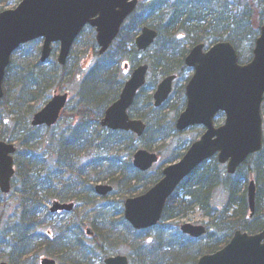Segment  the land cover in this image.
Listing matches in <instances>:
<instances>
[{"label":"trees","instance_id":"trees-1","mask_svg":"<svg viewBox=\"0 0 264 264\" xmlns=\"http://www.w3.org/2000/svg\"><path fill=\"white\" fill-rule=\"evenodd\" d=\"M10 3V0H0V11ZM237 7L229 5L228 0H151L145 7L140 3L114 44L116 54L99 60L81 80L79 109L74 115L77 121L69 123L57 136L53 135V128L32 127L31 118L54 92L58 81L66 80L67 83L72 80L69 71L71 60H74L75 75L80 77L83 64H78V60L97 54L95 32L90 27L84 29L72 49L71 60L64 67L57 63L56 47L47 64L49 68L41 64L39 40L20 49L7 70L5 97L0 105V140L16 141L18 144L17 173L12 192L18 200V209L9 222L12 228L7 233L2 232L0 237V259L9 258L12 264H30V255L44 252L57 258L60 264H96L99 258L102 261L125 245L133 264H197L202 255L216 252L228 243L237 229L250 233L264 229L263 148L260 153L251 156L234 176L229 175L215 158L203 163L169 199L162 221L152 229H133L121 215L122 202L119 204L121 209L117 207L118 211L111 213L103 205L86 203L85 198H81L87 209L86 216L92 214L86 217V223L94 226L93 238L81 232L76 222L53 227L45 235L38 232L46 219L51 217L48 210L51 200L79 199L73 194L67 196L62 191L64 187L60 189L58 185L65 183L66 170L76 172L77 162L83 157L94 153L109 154L102 159L100 168H90L101 161L97 156L79 167V177H85L88 184L102 180L119 182L127 176L124 179L132 183L128 192L136 195L141 188L146 191L159 180L158 173L146 175L134 169L129 159H123L131 156L135 142L142 139L131 133L109 132L100 126L103 110L118 97L124 84L122 59L127 57L134 61L137 58L134 40L142 25L159 31V39L146 59L151 70L154 74L160 71V76L177 73L181 77L188 70L184 58L191 46L203 41L213 44L229 40L238 48L243 40H252L253 11L239 15ZM260 26L258 23L255 28ZM28 48L35 52L26 53ZM21 51L26 60H19ZM153 84L154 81L150 86ZM140 100H143L142 93L133 107L134 112H139ZM151 100L149 96L146 108L154 109ZM182 104L181 99L172 108L178 111ZM5 111L13 116L12 121L3 113ZM151 112L135 113L148 121L150 142H145V146L150 150L154 149L155 143L177 134L175 122L166 126L162 120L155 126ZM10 122L13 129H5ZM152 125L155 126L153 129ZM175 154L173 159L182 156ZM91 172H94L93 176ZM251 179H255L257 184L254 217H250L248 202ZM70 182L78 183L68 179ZM219 186H224L227 193L223 209H219L214 202V193ZM87 189L91 191L93 187L87 185ZM4 199L5 195L0 191V203ZM197 209L212 219L208 232L199 239L183 234L179 228V222Z\"/></svg>","mask_w":264,"mask_h":264},{"label":"water","instance_id":"water-1","mask_svg":"<svg viewBox=\"0 0 264 264\" xmlns=\"http://www.w3.org/2000/svg\"><path fill=\"white\" fill-rule=\"evenodd\" d=\"M138 4V0H23L16 8L0 13V101L4 97V79L14 52L23 44L44 39L41 61L51 56L52 45L61 44L59 62L65 65L72 46L83 30L90 24L97 30V41L104 54L118 37L121 27ZM158 32L144 27L136 39L139 50H148L155 42ZM205 45L194 47L186 57V64L194 69V75L186 87L187 107L177 120L179 131L203 125L207 130L195 142L178 163L164 170L163 179L146 194L129 198L125 203V216L136 229L149 228L162 218L170 195L181 181L205 160L218 154L219 161L227 163L230 173L252 154L263 147V119L261 106L264 99V26L254 50L253 60L239 63L235 47L228 41L219 42L209 50ZM149 65L138 66L119 97L106 111L102 125L112 130L132 131L144 134L146 125L130 117L129 109L136 95L147 80ZM175 76L166 77L159 84L154 98L160 107L170 97ZM68 94L56 95L39 111L32 121L34 126L56 124L66 106ZM226 113L224 125L215 127L218 112ZM16 147L0 141V188L4 193L11 190L15 174ZM158 161V156L147 150L135 155V166L147 171ZM96 191L107 195L112 191L108 185H99ZM255 181L249 186V203L252 215L256 207ZM73 204L54 202L52 211L72 210ZM185 233L199 237L205 232L203 226L185 224ZM91 234L92 231L89 229ZM106 264H129L128 257L117 255L106 259ZM0 264H8L2 262ZM42 264H56L44 258ZM198 264H264V230L258 234L237 231L232 240L221 250L203 256Z\"/></svg>","mask_w":264,"mask_h":264},{"label":"rangeland","instance_id":"rangeland-1","mask_svg":"<svg viewBox=\"0 0 264 264\" xmlns=\"http://www.w3.org/2000/svg\"><path fill=\"white\" fill-rule=\"evenodd\" d=\"M12 3L10 5V8L15 7L16 4L19 2V0H11ZM151 0H140V3H143V6L145 7L146 4H148ZM263 0H244L243 2L238 3L235 0H228V4L229 5H238L237 9H238V13L239 15H245V13L247 12H252V14L254 15V28L256 27V25L259 23V21L264 20V6L262 7ZM221 2V1H220ZM262 7V8H261ZM223 26V25H222ZM256 29V28H255ZM253 48V42L250 39H245L242 41L241 45L238 47L239 50V55L241 57H243V59H248L251 56V51ZM60 49V48H59ZM59 49L56 50L57 55L59 54ZM29 51H32V54L35 52L34 50H32L31 48L26 49V53H28ZM116 54L115 48L112 50V53L110 55V57H113ZM56 55V56H57ZM148 55V53H147ZM137 57V58H136ZM136 61L135 64L137 62H142L144 61V58H146V54L144 53H140V54H136ZM18 58L19 60H26L27 57L26 55L21 51L18 54ZM77 60V59H75ZM132 60V59H131ZM96 61H97V57H93L92 59H86V60H78V64L82 65L84 67H87L85 70L82 68V73L79 75H75V70L73 67V63L74 60L70 62V67H69V71L72 73L71 76V81H67V83L64 80H60L55 84V88L54 91L59 92V93H63V92H69L70 97H71V102H70V109L68 108V112L65 114V116L61 119V121L59 122V124L53 129V135L57 136L62 130L63 128H65L68 125L69 122V116L73 115V121L76 122L77 119L74 118V115L77 114L78 111V106H79V91H80V82L83 78H85V76L89 73L90 70L93 69V67L96 65ZM20 63V61H19ZM45 68H49V66L46 64ZM131 68H129L128 70H123L122 69V75L123 78L127 79L130 75V71ZM160 71H157L155 74L153 71H151V73L149 74V83H148V87L146 88L143 92V104L140 103L138 109H142L144 111V113L152 111L151 112V116L153 117L154 120V125L158 126L159 123H162V120L164 122H166V126H168L169 124L171 125L172 122H175L176 117H177V113L178 111H175L173 105L174 104H179V102H181V93L178 91L176 94L173 95V98L171 99V102L167 103L163 108L161 109H150V108H146V101L148 96L151 94L150 91V85L152 83V80L155 82L154 85H156L158 83V81L162 78V75L160 76L159 74ZM79 77V79H77ZM184 82L180 79L178 82V86L183 85ZM154 88V86H153ZM53 95V94H52ZM52 95L48 96L51 97ZM48 100V99H47ZM46 102V101H45ZM153 103V101H152ZM142 104V105H141ZM42 106V105H41ZM4 114L6 113V117L10 118L9 121H12L13 116L12 115H7V112H3ZM222 122L224 121V117L221 118ZM152 125L153 129L155 126ZM5 127V126H4ZM5 129H13V127L11 128V122L8 123L5 127ZM203 133V130L200 127H196V128H192L189 129L181 134H176L174 133L173 136H169L166 140L164 141H160L154 144V151L156 152H161V161L160 164L156 165L152 170L154 173L155 171H157V169L161 168L159 166L162 165V163L167 164L171 159L172 156L175 153L181 154L182 152H184V150L186 149L188 143H191L192 141L198 139ZM47 135V134H46ZM149 141V134L147 135V138L145 140V142ZM150 142V141H149ZM148 142V143H149ZM137 144V148H145V144H143L141 141L136 142ZM97 156V158L101 159V161L99 162V164L96 165H91L90 168H100V166L102 165V159L106 158L109 156V154L107 152L101 153V154H93L89 157H83L81 158L76 165V172L71 173L69 170H66V174L64 177V180H70L72 179V181H77L79 183H81L83 180V185L79 189L78 191L81 192V190H83L86 195L89 198H86V202L87 203H91V202H96V203H103L105 206H107V210L110 211L111 213H115V210L118 211L119 208V204L120 202L125 201L129 196H133V194L129 193V189L130 187V182H128V180L124 179L125 177L128 178L127 176H124V178H121L120 181H116V182H108L106 180H103L102 183H108L114 186V192L107 197V200H103L101 201L100 199H95L90 193H87L85 191V186L88 185L87 180H85V177H79V167H81L82 165H84L85 163L89 162V161H93L95 159V157ZM125 161L129 159V156H125L123 158ZM51 160V158H50ZM92 176L94 175V172L90 173ZM100 175H103L100 173ZM73 183H71L72 185ZM76 191L73 190L72 193H74ZM226 191L224 186L219 187L216 190L215 193V198L214 201L216 203V205L219 207V209H223L224 207V203H225V199H226ZM108 200H110L109 204H112L111 206L108 205ZM52 201H50L48 203V207H50ZM76 202V201H75ZM81 204V202H79V205ZM118 207V208H117ZM18 209V202H17V198L16 196H10L8 198H5L4 200L1 201L0 203V225L2 224V226H0V233L2 234V232H6L8 230H10L12 227L9 224L10 221H12V217L14 216L15 211ZM121 209V208H119ZM79 211L76 214H71L70 216L66 215V214H59L56 215L54 218H50L54 224L61 226L62 220L61 219H66V223H71L74 222V220L77 221H81L85 214H86V209L84 208H80L79 206ZM91 215L86 216V217H91ZM49 218L46 219L47 221L50 220ZM61 220V221H60ZM193 224H204V225H208V223L210 221H212V219L208 218L207 216H205L204 212H202L201 210H196L195 212L191 213L189 215V217L187 219H184L182 223L184 222H190ZM91 225V224H90ZM51 225L46 224L42 227L41 231L45 232L48 228H50ZM120 250H117L116 252H114L113 254H117V253H121V254H129L128 252V248L125 245H122L120 248ZM9 253V251H8ZM46 253L41 252L39 253L37 256L34 255H30L29 258L30 260L28 262H30V264H39L40 260ZM7 257V256H6ZM6 261H9V258H5Z\"/></svg>","mask_w":264,"mask_h":264}]
</instances>
